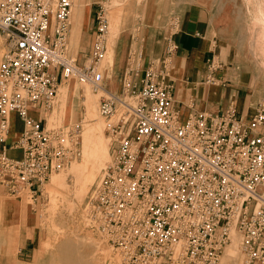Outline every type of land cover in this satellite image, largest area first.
<instances>
[{
	"label": "built area",
	"instance_id": "built-area-1",
	"mask_svg": "<svg viewBox=\"0 0 264 264\" xmlns=\"http://www.w3.org/2000/svg\"><path fill=\"white\" fill-rule=\"evenodd\" d=\"M72 2L0 0L7 43L0 62L3 195L36 200L75 152V126L48 130L30 112L51 107L64 77L104 82L95 64L106 54L113 0L96 3L91 62L82 66L68 48ZM141 60L131 54L121 92L101 99L115 147L89 202L91 218L122 264H219L233 229L242 235L245 264H264V103L249 117L234 106L183 112L173 107L168 62ZM13 112L24 128L10 148L21 156L6 146Z\"/></svg>",
	"mask_w": 264,
	"mask_h": 264
},
{
	"label": "rangeland",
	"instance_id": "rangeland-1",
	"mask_svg": "<svg viewBox=\"0 0 264 264\" xmlns=\"http://www.w3.org/2000/svg\"><path fill=\"white\" fill-rule=\"evenodd\" d=\"M92 1H96L97 3L100 0H87L85 2L84 15L79 23V31L73 33L72 23L68 36L69 52L72 56L76 57L78 64L81 66L83 63H90L89 58L95 38L91 19L92 13L90 16ZM118 2L121 3L120 7L123 8L122 17L119 22V37L123 35L130 40L128 49L132 46L131 54H142L141 63L144 59H147L153 60L156 65L160 64V56H164L166 53L168 39L176 29L175 25L179 14L192 4L200 5L205 12L206 19L210 20L212 34L216 37L220 47L219 52L217 51L219 56L215 60L217 66L216 72L219 76H224L225 68L233 79H238V75L239 77L240 75L243 76L242 80H244L243 82L246 84L247 91L249 92L247 108H255L258 103H264V0H113L108 10V16L110 15L109 30L112 23V10L118 6L116 5ZM0 41L2 42V53H5L7 51L5 41L3 38H0ZM108 47L109 36L107 33L106 54L109 49ZM103 60L104 58L95 65L97 70L101 72L105 71L103 72V85L109 90L107 82L109 81L113 65H110V69L107 71L102 70L106 67ZM169 60L167 59L168 63H170ZM168 66L171 67L172 65ZM167 78H170V74L167 75ZM67 79L77 81L78 84L84 82L77 77H64L59 84ZM68 87V111L64 120L62 122L56 121L53 124L47 122L58 92L51 107L44 111V120H42L48 130L62 128L67 132L72 130L74 126L77 129L75 152L71 159L63 166L64 168L67 167L70 161L80 157V130L84 124L83 90L80 89L79 93L75 94L71 89L70 81H68ZM104 94L103 91L99 94V108ZM31 112L36 116L39 114L34 110ZM100 116L105 121L107 120L101 113ZM105 132L109 134V131L106 129ZM114 147L115 143L113 141L110 148L109 160L113 155ZM10 149L15 148H8L7 151L9 153L21 156V152L14 153ZM60 170L61 168L52 173L50 178L43 184L36 200L28 198L26 194L7 196L3 195L0 191V244L2 243L1 246L3 245L6 249L2 260L7 264H42V256L46 255L48 257L46 249L54 248V243L59 237H62L63 234L73 237L74 232L80 231L84 234L91 232L93 235L100 237L104 241V248L109 250L114 257V264H122L120 255L111 246L108 238L101 232L87 210V204L90 202L99 184L92 191L91 189L100 179L104 169L95 180L90 189V195L88 194V198L80 212L74 214V216L66 215L63 217L60 215V209L64 197L70 195L67 186L68 181H70L69 177L66 175L67 183L64 181L58 188L52 190L49 188L51 177L55 173H59ZM12 201L20 202V210L13 212L14 214L6 220L4 207L7 202ZM224 252L220 257L219 263L222 262ZM47 259L49 264H69L61 257ZM242 264H245V262H242Z\"/></svg>",
	"mask_w": 264,
	"mask_h": 264
},
{
	"label": "bare ground",
	"instance_id": "bare-ground-1",
	"mask_svg": "<svg viewBox=\"0 0 264 264\" xmlns=\"http://www.w3.org/2000/svg\"><path fill=\"white\" fill-rule=\"evenodd\" d=\"M85 2H87V0H73L72 2L70 20L73 23V33L79 31V23L84 15L83 12ZM116 5H118L119 7L117 6L114 10H112V23L110 26V30L108 28L109 49L103 60V63L106 67L102 70L106 71L110 69V65L112 66L114 64L115 50L119 38V22L122 17L123 8L120 7L121 3L119 2L116 3ZM89 61L91 62L90 59ZM87 63L89 62H86V64ZM68 78L76 77L69 76ZM68 81H70L71 89L75 94H78L80 89L83 90L84 124L80 130V157H78L76 160L70 161L67 164V167H61L60 172L55 173L51 177V182L49 185V188L51 190L56 189L59 187V185H62L64 181H66V175L69 177L70 181H68V183L70 184H68L67 181L66 183L68 186V190L70 191V195L64 197V201L60 209L61 217L66 215L74 216V214L80 212L83 204L88 198V194L95 180L104 169L100 176V179L95 183L91 191L96 185L99 184L97 188L100 186L106 174L107 169L105 168L108 167V164L112 159L111 157V159L109 160V157L111 144L114 141L113 137L110 134H106V121L100 116V108L98 105L99 94L101 93V91H109L103 84H100L96 87L91 82L85 80H83L84 82H80V84H78L77 81H72L71 79H67L66 81L59 84L57 88L58 95L56 96V100L54 102V106L49 115V118H47V122H51V124H53L56 121L62 122L64 120V117L68 111ZM97 188L95 189V191L97 190ZM87 205L89 207V202ZM4 208L5 219L8 220L7 218L12 216L14 214L13 212H18V210H20V202H7ZM231 238V241L226 245L224 255L222 256V262L220 263L242 264V262H245V254L241 247L242 235L237 230L233 229ZM1 244L0 264H7L2 260V256L5 253L6 249L3 245L1 246ZM54 246L55 247L52 249H46L48 251V257H46V255L42 256V264H49L47 258H49L50 260L56 257L63 258L69 264H114V257L109 250H106L104 248V241L100 237H97V235H93L91 232H88L87 234L81 233L80 231L74 232L73 237L63 234L62 237H59L58 240L54 243Z\"/></svg>",
	"mask_w": 264,
	"mask_h": 264
},
{
	"label": "crops",
	"instance_id": "crops-1",
	"mask_svg": "<svg viewBox=\"0 0 264 264\" xmlns=\"http://www.w3.org/2000/svg\"><path fill=\"white\" fill-rule=\"evenodd\" d=\"M95 8L96 1H92L90 16L92 13L93 27ZM204 13L198 4H192L180 13L177 17L176 29L168 39L166 53L164 56H160V66L168 62L167 59H170L168 65H172L168 67L173 107L183 112L190 110L217 114L234 106L239 115L249 117L255 112L259 103L255 108H247L249 92L242 80L243 76L239 77L238 75V79H233L225 68L224 76H219L216 69L211 67V61L219 56L217 51L219 52L220 47L216 37L212 34L210 20L206 19ZM0 38L4 39L7 46L6 39L2 35ZM128 43L130 40L123 35L118 38L114 64L107 82L109 84L107 86L112 92L119 93L122 90L123 79L132 51V46L128 49ZM170 44L176 45V49L172 53L168 51ZM1 46L2 42L0 41V62L4 56ZM149 62L154 61L147 59L143 61L144 64ZM210 77L213 79L210 80ZM30 113L41 122L44 120V112H38V116ZM23 124L19 115L13 112L10 132L6 141L7 147L10 148L17 141L23 131ZM10 150L14 153L19 151L17 149Z\"/></svg>",
	"mask_w": 264,
	"mask_h": 264
}]
</instances>
